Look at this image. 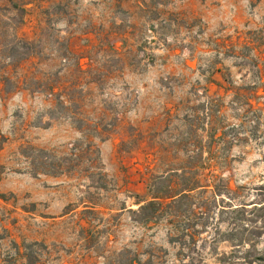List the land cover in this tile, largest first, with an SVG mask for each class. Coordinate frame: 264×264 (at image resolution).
Segmentation results:
<instances>
[{
    "label": "rangeland",
    "instance_id": "rangeland-1",
    "mask_svg": "<svg viewBox=\"0 0 264 264\" xmlns=\"http://www.w3.org/2000/svg\"><path fill=\"white\" fill-rule=\"evenodd\" d=\"M263 90L264 0H0V264H179L133 210L196 164L264 183Z\"/></svg>",
    "mask_w": 264,
    "mask_h": 264
},
{
    "label": "trees",
    "instance_id": "trees-1",
    "mask_svg": "<svg viewBox=\"0 0 264 264\" xmlns=\"http://www.w3.org/2000/svg\"><path fill=\"white\" fill-rule=\"evenodd\" d=\"M236 89L241 95L242 88ZM257 89L251 95L258 99ZM217 170L196 164L188 171L161 177L163 188L153 180L148 188L150 197L137 202L132 218L146 228L167 226L169 242L178 247L179 264H200L207 246L222 264H264V248L259 247L264 238V183L234 188ZM245 190L253 191L254 197L247 199L250 195H244ZM222 243L228 244L229 250L218 252ZM41 246L38 242L18 246L17 255L24 262L12 258V264H42ZM149 255L151 258L143 261L139 253L126 247L113 251L109 264H156L155 254Z\"/></svg>",
    "mask_w": 264,
    "mask_h": 264
}]
</instances>
